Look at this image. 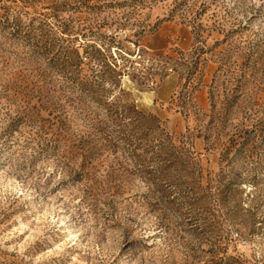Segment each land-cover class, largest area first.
Wrapping results in <instances>:
<instances>
[{"label": "rangeland", "instance_id": "1", "mask_svg": "<svg viewBox=\"0 0 264 264\" xmlns=\"http://www.w3.org/2000/svg\"><path fill=\"white\" fill-rule=\"evenodd\" d=\"M0 264H264V0H0Z\"/></svg>", "mask_w": 264, "mask_h": 264}]
</instances>
